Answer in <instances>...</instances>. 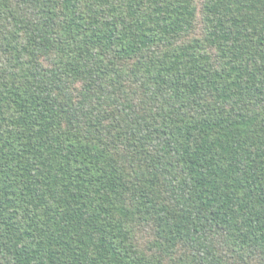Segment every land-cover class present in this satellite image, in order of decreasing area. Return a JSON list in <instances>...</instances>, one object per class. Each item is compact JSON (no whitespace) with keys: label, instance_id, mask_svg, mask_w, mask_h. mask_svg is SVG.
<instances>
[{"label":"trees","instance_id":"1","mask_svg":"<svg viewBox=\"0 0 264 264\" xmlns=\"http://www.w3.org/2000/svg\"><path fill=\"white\" fill-rule=\"evenodd\" d=\"M0 264H264V0H0Z\"/></svg>","mask_w":264,"mask_h":264}]
</instances>
